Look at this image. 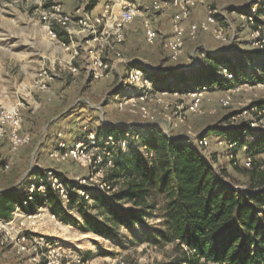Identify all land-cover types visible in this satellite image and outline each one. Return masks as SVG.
<instances>
[{
  "label": "rangeland",
  "instance_id": "374dc122",
  "mask_svg": "<svg viewBox=\"0 0 264 264\" xmlns=\"http://www.w3.org/2000/svg\"><path fill=\"white\" fill-rule=\"evenodd\" d=\"M206 1L207 6L227 15L229 22L224 25V30L231 39V44H222L211 32H200L196 38L186 39L179 61L173 63L164 48V41L168 37L165 33H160L154 45L146 43L142 17L136 18L125 28V41L116 45L121 52L118 56L110 50L105 40L95 44L87 43L89 33L83 31L75 21L70 23L67 30L55 25L54 29L60 32L61 37L52 39L41 16L54 0H0V103L6 106H13L19 101L24 103L21 113L22 129L31 136L30 143L17 151L12 150L7 136L0 140V156L4 159L14 156V162H3V165L9 164V168H1L0 185L15 187L38 169L51 168L72 179L91 175L93 168L76 161L52 160L49 149L54 147L59 138L65 139L72 131L73 135L81 133L83 136L89 131L95 132L107 123L145 124L138 114L131 113L126 108L120 110L114 97V91L121 85L123 87L126 77L133 70V64L140 66L151 82L149 90H142L148 93L149 106L157 118L156 124L162 130L172 129L170 135L164 133L170 138L187 137L190 131L191 134H204L209 128H222L232 132L256 119L254 103L264 99V88L254 83H251L252 87L234 93L229 107H222L218 102L222 91L212 93L211 101L204 105V114H187L182 121L177 119L172 105L189 102L186 96H166L165 100L170 104L168 108L156 101V96L164 89L178 90L197 85L198 77L195 72L209 64L207 51L211 54H239L256 50L251 36L254 25H249L240 17V10L256 4V0H231L232 4L218 0ZM150 15L152 23L157 26L160 22L156 21L153 13ZM201 20L190 19L192 22ZM255 24L260 27L264 37V14L259 15ZM132 29L142 32L131 38ZM63 38H68L70 44L63 45ZM92 48L100 52L102 59L109 64L108 70L99 79H94L91 73L93 60L89 50ZM71 67H76L77 71L73 72ZM172 68L177 72H186L187 81L175 83L173 78L163 81L153 78L158 71L165 72L166 75ZM44 71L53 78H44L46 87L42 88L44 75L41 74ZM239 82L243 83L245 80ZM76 117L81 118L77 122L78 126L72 129L71 123ZM175 122L178 123L177 127L173 126ZM257 129L264 133V123L258 124ZM209 139L214 141L212 134ZM224 147L216 141L209 148V159H214L212 163L216 174L231 186L247 190L250 181L248 173L232 165L233 158ZM255 152V159L264 163V152ZM235 156L242 159L245 155L238 150L234 153ZM119 187V183L115 185L116 189ZM67 203L68 201L64 204ZM164 203V199L158 197L156 209L146 218L150 227L160 225ZM125 205L130 206L129 203ZM41 207L49 208L47 203L35 201L28 209L17 207L14 213L22 216L21 212L28 214ZM77 209L78 203H75L70 213L81 219ZM60 222L56 224L45 220L37 230L46 233L63 247H73L87 257L90 264H159L169 263L174 257L173 243L160 246L138 242L131 230L125 227L119 229L116 239H110L92 232H83L73 224ZM3 240L4 232L0 228V264H34L28 255L17 254L16 247L9 242L2 243Z\"/></svg>",
  "mask_w": 264,
  "mask_h": 264
},
{
  "label": "trees",
  "instance_id": "16d2710c",
  "mask_svg": "<svg viewBox=\"0 0 264 264\" xmlns=\"http://www.w3.org/2000/svg\"><path fill=\"white\" fill-rule=\"evenodd\" d=\"M258 1L264 5V0H256V3ZM248 10L249 7L240 11ZM260 14H264L262 6L257 11L255 23ZM258 27L254 24V28ZM57 33L61 37L60 32ZM62 40L70 43L68 38ZM206 55L209 64L195 72L197 85L178 90L188 91L203 84L224 89L229 83L221 72L223 68L235 75L236 82H264V50ZM153 78L159 81L173 78L178 83L186 82L188 77L186 72L172 68L166 75L158 71ZM121 88L118 87L114 94ZM254 106L264 110V99L255 102ZM245 130H250L247 125L232 132L209 128L201 135L221 134L227 141H238L235 149L228 148L227 144L223 146L227 152H233L232 165L238 160L240 164L234 165L235 168L248 173L247 190L219 178L213 167L214 159L204 156L188 137L170 138L157 124L107 123L96 129L98 137L113 136L118 140L128 132L132 135L127 148L114 154V165L105 177L113 186L120 184L116 191L106 195L91 189L90 203L77 191L86 187L55 172L68 187L69 201L65 205L47 180L49 169H38L15 187L0 185V218L9 220L17 207L28 209L35 201H43L60 221L73 224L83 232L116 239L119 229L125 227L138 242L160 246L173 243V259L159 264H264V163L254 157L256 150L264 152V133L252 131L254 140H247ZM238 150L244 152L242 159L234 157ZM246 157L252 158L250 167L243 164ZM5 161L14 162V156L6 159L0 156V172L7 164L3 165ZM34 176L35 181L31 179ZM39 180L46 185V195L35 191L34 201L24 206L31 183L38 185ZM158 197L165 202L162 221L158 227H150L146 218L156 209ZM75 203H78L77 213L81 219L70 213Z\"/></svg>",
  "mask_w": 264,
  "mask_h": 264
},
{
  "label": "built area",
  "instance_id": "2783aa9c",
  "mask_svg": "<svg viewBox=\"0 0 264 264\" xmlns=\"http://www.w3.org/2000/svg\"><path fill=\"white\" fill-rule=\"evenodd\" d=\"M171 4L177 10L172 15L171 35L166 37L164 41V48L168 52L171 62L176 63L179 61L186 44V39H194L200 32H211L214 38L222 44H231V39L224 30V25L229 20L223 11H218L207 6L206 0H172ZM200 4L207 6V15L199 22L190 21L193 8ZM261 6L264 7L258 1L253 6H250L247 12H240V17L249 25H254L255 16ZM163 8L164 3L160 1H154L151 5H140L133 0H123L119 14H114L109 7H106L101 13L93 15L83 5L78 6L74 13L70 14L64 11L63 0H54L50 7L42 12L41 18L46 24L48 35L52 39L59 38L57 31L54 29L55 25L67 30L70 23L75 21L83 31L89 33L87 43L95 44L105 40L110 50L120 56L121 52L118 51L116 45L122 44L125 41V28L138 17H142L143 20L142 26L146 43L148 45L155 44L160 32L153 25L152 20L147 14L152 11H162ZM251 36L253 37L252 45L254 48L256 50H264V37L260 27L251 30ZM69 44L63 42V45ZM89 52L93 60L92 77L99 79L104 76V73L109 68V64L102 59L100 52L94 48L90 49ZM206 54L211 53L207 51ZM71 69L73 72L77 71L76 67H71ZM222 72L226 77L227 83H229L224 89L216 85L210 86L206 84L194 87L188 91L164 89L156 96V101L165 108H168L170 104L165 100L166 96H186L189 102H179L172 105L179 121H182L187 114H204L205 103L210 102L212 93L219 90L222 91V96L218 100L219 104L222 107H229L233 102L232 97L234 93L253 85L250 82H236L234 80L235 75L229 72L227 68H223ZM41 75H44L41 86L45 88L46 83H43L44 78L52 79L53 77L48 75L46 71ZM150 85L151 82L145 77V73L141 67H133L131 73L126 77L123 87L114 97L120 110L126 108L131 113L138 114L145 124H156V115L154 110L149 106V96L145 92L150 89ZM254 85L264 88V82H258ZM23 107L24 103L20 101L13 106H6L0 103V140L4 136H7L13 151H17L31 141L30 134L24 133L22 129L21 113ZM253 109L257 118L247 125L248 129H250L249 132L247 130L244 131L247 140H254L252 131L261 132L257 129L258 124L264 123V110H260L256 106ZM173 126L177 127L178 123H173ZM163 131L170 135L172 129L167 128ZM189 134L187 137L191 139L198 150L204 156L210 158L209 148L211 141L209 136L191 134V131ZM130 138H132V135L129 132L117 140L113 136L107 138L98 137L93 131L87 132L72 143L64 138H59L51 149L49 157L57 162L72 160L83 166L93 168L91 175L75 179L78 184L86 187V189L77 190L78 193L90 201L89 190L91 189L101 191L106 195H111L117 190L115 186L105 179L106 171L114 165V154L119 149H126ZM218 144L222 146L227 144L230 149H235L239 145L236 140L227 141L224 139H219ZM145 151L147 150L145 149ZM146 154L151 155V152H146ZM229 156L233 158L232 151L229 152ZM233 163L234 165L240 164L238 160H235ZM251 163V157H246L243 160V164L246 167H250ZM5 168H9V164H6ZM55 172L53 169H49L47 171V180L65 203L69 201L68 187ZM33 180H36V176L33 177ZM35 191L46 195L47 188L43 180H39L38 185L31 183L27 194L28 200L24 201L23 204H29L34 201L35 197L33 193ZM21 213H23L22 216L15 212L11 219L0 220V228L4 232L2 243L9 242L13 244L16 247L17 254L28 255L34 264H90L89 259L81 255L73 247H63L55 239L46 235V233L37 230L45 220H50L56 224L61 223L48 207H41L35 212L28 214Z\"/></svg>",
  "mask_w": 264,
  "mask_h": 264
},
{
  "label": "crops",
  "instance_id": "0c3cea01",
  "mask_svg": "<svg viewBox=\"0 0 264 264\" xmlns=\"http://www.w3.org/2000/svg\"><path fill=\"white\" fill-rule=\"evenodd\" d=\"M135 2H138L140 5H151L154 1H160L164 3V8L162 11H152L148 13V16H151L150 14L153 13L155 15L156 21L158 20L160 23L155 26L160 33H165L167 36L171 35L172 32V26H171V21H172V15L173 13L177 10L172 4V0H133ZM220 2H227L226 4H232L231 0H218ZM64 3V9L68 13H74L75 8H77L79 5H83L91 14L97 15L101 13L106 7H109V9L112 10L114 14H119L123 0H63ZM206 16V6L205 5H197L195 8L192 10L191 14V20H201L204 19ZM132 24V23H130ZM129 24V25H130ZM154 25V24H153ZM160 29H159V28ZM143 31V29H142ZM135 29H132L130 33V37L132 38L133 35L137 36L140 35L139 32H142ZM168 53V52H167ZM135 67V65L132 66V68ZM85 112V111H84ZM81 117H76L72 121V129H75L76 126H78L77 122ZM68 137H65V140L68 142H74L77 140L78 137L81 136V133L73 135V131L67 134ZM72 136V137H71ZM213 140L212 143L218 141L219 139H224L226 140V137L221 135V134H212ZM53 148V147H52ZM49 149V153L51 149ZM218 148V146H217ZM87 258V257H85Z\"/></svg>",
  "mask_w": 264,
  "mask_h": 264
},
{
  "label": "water",
  "instance_id": "95a60500",
  "mask_svg": "<svg viewBox=\"0 0 264 264\" xmlns=\"http://www.w3.org/2000/svg\"><path fill=\"white\" fill-rule=\"evenodd\" d=\"M122 86V85H121ZM115 92V91H114Z\"/></svg>",
  "mask_w": 264,
  "mask_h": 264
}]
</instances>
